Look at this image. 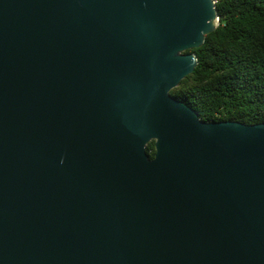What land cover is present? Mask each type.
Returning <instances> with one entry per match:
<instances>
[{"label": "water", "instance_id": "obj_1", "mask_svg": "<svg viewBox=\"0 0 264 264\" xmlns=\"http://www.w3.org/2000/svg\"><path fill=\"white\" fill-rule=\"evenodd\" d=\"M219 25L215 0H0V264H264V123L171 95Z\"/></svg>", "mask_w": 264, "mask_h": 264}, {"label": "trees", "instance_id": "obj_2", "mask_svg": "<svg viewBox=\"0 0 264 264\" xmlns=\"http://www.w3.org/2000/svg\"><path fill=\"white\" fill-rule=\"evenodd\" d=\"M217 30L194 53L198 66L171 95L203 121L264 123V0H215ZM151 159L155 141L147 146Z\"/></svg>", "mask_w": 264, "mask_h": 264}]
</instances>
